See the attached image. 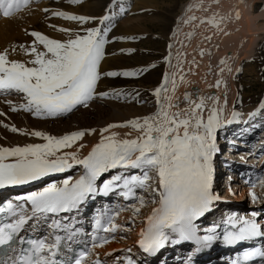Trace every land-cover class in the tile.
Segmentation results:
<instances>
[{"label":"snow or ice","instance_id":"snow-or-ice-1","mask_svg":"<svg viewBox=\"0 0 264 264\" xmlns=\"http://www.w3.org/2000/svg\"><path fill=\"white\" fill-rule=\"evenodd\" d=\"M29 2L30 0H0V10L8 17ZM69 2L75 4L80 0ZM53 14L81 23L90 19L65 12ZM107 20L109 17L105 16L101 23ZM209 22H214V18ZM108 31L109 27L92 28L86 30L85 35H76L63 42L33 31L31 35L35 38L34 45H42L45 51H38L35 46L24 49L27 54L34 56L29 62L32 66L9 60L7 52L0 53V94H23L26 103L19 109L12 110L22 109L36 116L58 117L71 113L79 106L87 107L88 102L96 95L97 84L102 75H135L129 72H100ZM161 91V88L156 89L157 97ZM185 99L190 100V97L186 96ZM193 104L194 107L190 109L171 114L169 109L178 105L168 104L165 107L160 104L159 110L143 117L142 122L141 119H136L122 125H110L109 128L131 127L142 135L134 139H117L115 134L104 137L83 159H78L74 152L63 155L57 153L81 140L86 134L84 131H75L61 137L37 131L32 135L42 138L45 143L0 148V188L23 185L52 173L65 172L72 167V162L83 165L85 170L75 182L65 179L61 186L52 183L20 198L31 205V215L25 214L24 205L8 203L0 206V216L3 217L0 219V246H10L29 219L46 220L49 214L58 215L78 209L90 196L97 193V181L102 174L117 168L139 169L142 175L113 176L103 183L101 191L104 194L122 181V186L126 189L122 194L127 198L135 195L134 188L144 189L149 186L148 182L152 179L150 173L154 172L158 177L159 188L154 189L159 194L158 207L147 217V227L142 230L138 242L145 252L153 253L164 247L172 234H177L181 240H195L204 245L213 242L217 238L215 235H196L195 221L210 211L213 202L219 199L212 191V184L213 157L217 151L216 132L222 126V110L213 108L205 121L198 112L204 108V100ZM11 130L18 131L15 127ZM103 131H108V128ZM152 202L156 203L155 199ZM139 203L140 207L144 206L143 197L139 198ZM140 207H136L135 211L139 212ZM9 216L16 218L5 222ZM229 219L234 230L226 231L223 237L229 244L264 236V230L256 219ZM54 223L58 226V222ZM96 224L98 227L101 225L99 219ZM117 227L118 225L110 223L104 231L114 232ZM108 242L107 238L102 237L93 247H100ZM27 243L30 247L19 264H62L55 258L61 243L59 236L52 243L45 239H33ZM88 255L87 251L80 252L71 264H82ZM253 256H264V251L257 249L246 252L243 259L250 260ZM93 264L100 262L97 260Z\"/></svg>","mask_w":264,"mask_h":264},{"label":"rangeland","instance_id":"rangeland-1","mask_svg":"<svg viewBox=\"0 0 264 264\" xmlns=\"http://www.w3.org/2000/svg\"><path fill=\"white\" fill-rule=\"evenodd\" d=\"M86 1L88 0H80L77 5L72 3L69 8L75 9L78 6L82 7L83 4H86ZM110 1L108 0V4L106 2L102 9L93 14H79L76 11H69L68 8L61 7L58 4L56 5L53 0H30L27 5H22L19 11H15L13 15L8 17L4 16L2 10H0V53L7 52L9 60L24 62L28 64V66H32L29 62L34 59V56L24 51V49L30 48L28 46L24 47L26 44L24 39L33 31L38 30L40 26L43 28L48 27L54 37L56 36L57 40L63 42L70 38H74L76 35H85L88 29L111 27L109 24L113 22L115 27L122 24L123 27L132 29L130 32L125 33L126 35L120 33L111 38L109 33L113 30L108 31L107 43L113 44V46L116 47L113 49L112 55L118 53V55L125 56L122 59L126 58L130 60L129 68L126 69L130 71V73H135V75H130L131 81H129V85L126 88L122 90H112V92L110 90V98H106L109 100L108 104L97 99L99 96L95 95L94 98L88 102L87 107L79 106L71 113L58 117L36 116L22 109L13 111V108L19 109L21 105L26 103L24 95L15 92L0 94V148L45 143L42 138L32 135L33 132L37 131L55 137H61L75 131H84L86 133L81 140L76 141L69 148L61 149L58 153H82L83 146L86 147L88 144L92 145L94 140H98L94 144L95 146L104 137L112 136L113 134H122V130L128 131V134H125L126 136L122 134L124 138L126 137L125 139H134L142 135V133L131 127L109 128V126L126 124L128 121L136 119H141L142 122L143 117L155 114L159 110L160 104L165 105V107H167L168 104L178 105V107L169 109V113L171 114L173 112L190 109L194 107L193 102H199L203 99L204 108L198 110L199 114L203 119L211 114V108L216 107L213 97L215 93H217L215 88H213L215 81L214 78H211L212 72L210 73V78L212 80L210 84H207V87L210 88L207 89L206 87L207 90L204 89L202 92L199 90V88L201 89L199 83H195L196 79L192 80L193 78L190 76L192 73L187 70L183 71L179 69L178 66L180 65L179 61L182 59L181 57H184L182 51H180L183 49L180 43H182V41L185 43V38H187L183 36V38L178 39V29L180 28L181 20L186 14V5L195 0ZM248 1L252 3V11L254 14H258L264 9V0ZM55 12H65L71 15L89 17L90 19L86 23H81L79 21L68 20L56 16L53 14ZM105 16L111 18L101 23L102 18ZM32 19L35 20L30 22ZM48 23H51L52 28L51 26L49 27L50 24ZM259 24L264 25V19L259 20ZM60 29H67L68 31H61ZM183 33L185 32L180 29V34L182 35ZM23 43L25 44L23 45ZM37 50L45 51L43 47H40V49L37 47ZM210 51L213 52V50ZM252 51L250 55L240 62H238L236 58L231 60L232 64L229 68L230 72H233L229 76L228 82L230 83L232 81L235 91H231L228 101L231 104V100H233L231 104L233 110L228 112L223 120H221L222 126L217 130L215 140L217 147L216 153H226L224 156L228 155L229 157H234V155H229L232 148H230L231 146L229 147V143H227V139L224 137H230V134H232L231 136H235L237 140L236 143L242 139L240 145L235 146L234 144L232 146L235 148L232 153H235L239 159L238 161H241L242 165L246 166H241L238 161V163H231L236 160L229 161L232 165L235 164L243 169L244 173L241 172V174L238 168L237 170H232L225 169L223 164L218 166V164L221 163V161L219 163L220 158L218 155L216 158L214 157L213 168L215 171L213 173L216 174L218 171H221L222 178L219 184H215L217 178H215L216 176L213 174L212 191L214 194L217 192L215 195L219 197L217 203L213 204L215 205L216 211L219 205L226 204L227 206L229 204L228 207H241L245 213H248H244V215H248L249 219L260 218L258 220H263L264 30L259 34V38ZM240 57L241 56L238 58ZM194 58V60H196V57ZM210 60H213V63L218 67L219 64L216 63L219 62L214 59L212 54H210ZM209 66L213 67V69L216 67L213 64ZM181 71L189 73L184 75ZM180 78L186 79L184 84L182 83L183 86H181ZM177 80H179V83ZM174 81L177 82L173 83ZM177 83L179 86H176ZM158 88L162 89L159 97L156 95V89ZM175 88L183 89L181 93L182 97H174ZM186 96H189L190 100H186ZM103 100H105V98H103ZM261 105L262 108H259L260 112L258 115H252L253 112H248L249 110H255L257 107H261ZM114 109L118 112H114ZM234 113L236 115H234ZM117 117L122 118L123 121H115L114 119H117ZM241 118L249 119L248 123H241L239 120ZM255 124L258 125L256 126ZM254 125L255 127H252ZM12 127H15L18 131H12ZM238 127L241 133H237L239 131L237 129ZM106 128H108V131H103V129ZM233 129L236 131L233 132ZM78 159H80V157H78ZM250 165L255 169L250 168ZM80 167V164L72 162V167L69 168V170L45 176L41 178L38 183L35 182L34 186L42 185L49 180H53L55 184L61 183L65 178L62 179L60 177L68 174L71 175L66 179L77 177L74 175L79 173L77 170H79L78 168ZM248 169L256 171L254 173H256L255 176L257 177H253L250 184L246 186L252 189L259 187L261 195L256 197L257 195H253L252 193L251 196L247 192V198H244V203H241L238 202L239 200L237 201L236 197L241 196L242 192H244V177L250 172ZM254 173L251 171L249 175L253 176ZM116 175L130 177L132 175H142V173L139 169H127V171L123 168L111 169L109 172L102 174L101 180L99 179V184L103 185L105 181L110 180ZM150 175L152 179L148 182V187L144 189L134 188L133 191L135 195L127 198L120 197L118 199L120 196V194H118V197L116 196L114 199V203H110V206L113 205L116 210L115 224L118 225L116 230L110 232L111 234L108 237L109 239L112 238L114 247H116L114 248L115 255L113 258L118 255L126 256L129 254L128 256H130L134 254L133 252H137L138 247H140L138 242L141 239L140 227L138 226L144 221L147 222V217L151 215L152 209L158 207L159 194L158 191H154V189L159 188L158 177H156L154 172L150 173ZM51 182L52 181H50V183ZM49 184L47 183L46 185L48 186ZM121 184L122 181L117 182L120 188L122 187ZM124 190L126 191V189ZM9 193L10 191L7 192V194ZM7 194L5 198H7ZM140 197H143L145 201L143 207H140ZM153 199H155L156 203L152 202ZM234 202L236 203L231 205ZM118 203H120L119 206H117ZM136 207H140L139 212L135 211ZM209 216L211 215H205L201 219L203 224L207 222ZM141 252H137L138 254H136V257L138 256L140 262L145 259L143 260L144 262L142 261L141 263L145 264L147 259H141V257H143Z\"/></svg>","mask_w":264,"mask_h":264},{"label":"bare ground","instance_id":"bare-ground-1","mask_svg":"<svg viewBox=\"0 0 264 264\" xmlns=\"http://www.w3.org/2000/svg\"><path fill=\"white\" fill-rule=\"evenodd\" d=\"M53 1L56 3V5L58 4L61 7L68 8L69 11H76L79 14H81V13L93 14L94 12H96V11L98 12L100 9H102L108 0H88V1H86L85 5L83 4L82 7L78 6L75 9L69 8V6L72 5V3L69 2V0H53ZM141 1H144V0H141ZM145 1H147V0H145ZM107 4H108V2H107ZM109 4H111V3H109ZM75 5H77V3H75ZM186 9H187V11L185 12L186 14H185L184 18L181 20L180 28L178 29V39L183 38V36L187 37V38H185V40H186L185 43H183V41H182V43H180L181 48L183 47V49L180 51H182V54L184 57H181L182 59L179 61L180 65H178V66H179V69H181L183 71L184 70L190 71L193 74V75L192 74L191 75L189 74V75L193 78L192 80L196 79L195 83L196 84L199 83V85L201 87V89L199 88V90H201L202 92L204 89H206L207 84L208 83L210 84V82L212 80L211 78H214L215 82L213 84L214 85L213 88H215L217 93H215V95L213 97V101H214V104L216 105L215 108L222 110L220 113V120H223V118L226 116V114L228 112H230L231 110H233V107L231 106L233 100H231V104L228 101V98L231 95V91H233V92L235 91L234 84L232 83V81L230 83L228 82L229 76L233 72V71L230 72V68H229L232 64L231 60H234V58H236V59H238L237 61L240 62L242 59H245L248 55H250L251 52H253L252 50L254 49V47L256 45V42L259 38V34L262 32V30H264V25L259 24V20L264 19V9L260 13L254 14V12L252 11V3L248 0H195L194 2H191L188 5H186ZM191 17H195V18L190 19ZM109 18H111V17H109ZM213 18H214V22L210 23L209 21L213 20ZM34 20L35 19H32L30 22H33ZM48 24H50L49 25V27H50L51 23H48ZM109 25H111V27H109L110 30H113L112 32L109 33L110 38L115 37L120 33L122 35L123 34L126 35L125 33L130 32L132 30L130 28L123 27L122 24L120 26L115 27L113 22H111ZM54 27H55V24H54ZM51 28H52V26H51ZM180 29L183 30L185 33H183L181 35ZM36 31L40 32L44 35H47L49 38L56 39V36L54 37L53 33L50 31V29L48 27L43 28L40 26V28ZM25 38L26 39H24L25 40L24 42H26V44L23 43V45L25 44L24 47L25 46H28V47L35 46V47H39V49H40V47H43L42 45H39V44L34 45L35 38L31 35V33L29 35H27ZM122 47H124V46H122ZM114 48H116V47H114L113 44L107 43L105 45V58H104L102 64H100V66H101L100 72L102 74L109 73V72H117V73L129 72L130 73V71H128L126 69V68H129L130 60L126 59V58L122 59L125 56L118 55V53L115 55H112ZM210 50H213V52H211ZM210 54H212L214 56V59H216V61L219 62V63H216V64H219L218 67L215 65V63H213V60L212 61L210 60ZM199 55H200V57H199ZM239 56H241V57L238 58ZM194 57H196V60H194L195 59ZM212 64L214 66H216L217 68L215 67L213 69V67L209 66ZM215 69H217V70H215ZM178 71H180V70H178ZM211 72H212V77L210 76ZM182 73H184V72H182ZM186 73H189V72H185L184 75ZM180 76H182V75H180ZM188 78H189V76H188ZM176 79H177V77H176ZM179 80H180L181 84L182 83L184 84V81H186L185 78H180ZM179 80H177L178 83H179ZM129 81H131L130 75L129 76L102 75L101 79L99 80V82L97 84V88H96V95L99 96L97 99L108 104L109 100H107L106 98H110L109 94L112 92V90H122L123 88H126L129 85ZM177 81H174V83ZM178 83L176 86H179ZM183 84L181 86H183ZM208 88H210V87H207V89ZM110 90H111V92H110ZM182 91H183L182 88L181 89L175 88L174 89V97L175 98L182 97V94H181ZM104 94H106V95H104ZM103 98H105V100H103ZM259 108H262V105H261V107H257L256 108L257 110L256 109L255 110H249L248 112L249 113L253 112L252 115H258V113L260 112ZM211 109H213V108H211ZM114 112L117 113L118 111L116 109H114ZM248 112H247V114H248ZM113 115H115V114H113ZM252 115H251V117H252ZM113 117H116V116H113ZM256 117H259V116H256ZM207 118H208V116H207ZM207 118H205L204 120L207 121ZM114 120L121 122L122 118L117 117V119H114ZM239 120L241 121V123L245 122V124H247L249 119H247V118L242 119L241 118ZM255 125L257 126L258 124H255ZM255 125L252 127H255ZM223 127H225V126H223ZM237 129L239 130L237 133H241V130L239 129V127ZM235 131L236 130L233 129V132H235ZM121 132L124 136H126L125 134H128L127 133L128 131L126 132V130H122ZM122 134L116 135V138L117 139L118 138L125 139L126 137L124 138L122 136ZM231 135L232 134H230V137H229V138H231V140H230L231 141V144H230L231 147L230 148H234V147H232L234 144H235V146H237V145H240L242 143V139L236 143L237 140H236L235 136L232 137ZM236 137H238V136H236ZM243 137H245V136H243ZM97 141L98 140H94L92 145L88 144L86 147L83 146L82 147V153H80V152L76 153L77 158L80 157V159H83L84 157H86L91 152L94 144ZM63 154L64 153H57V155H63ZM229 155H231V152L229 153ZM216 156H215V158H216ZM237 161L238 160L231 162V163H238L239 161L238 162ZM231 163H230V165H231L230 168L232 170H237V168H238L240 170V172H243V169L240 168V166H237L235 164L232 165ZM239 163L241 166H246V165H242L241 161ZM250 168H254V167L251 166ZM227 169H229V168H227ZM67 170H69V169H67ZM248 170H250V172L247 175H245V177H244L245 178V182H244L245 184L243 186V190H244L245 194H244V192H242L241 196L236 197L237 201L239 200L238 202H241V203H244L243 199L247 198L246 197L247 192L251 196H252V193H253V195L256 194L257 195L256 197L261 195V190L259 187H256L254 189H252L251 187L247 188L246 185L250 184L251 179L256 174V173H254L256 171H254L252 169H248ZM251 171L254 173V175L248 177L249 178L248 179L246 176H248L251 173ZM213 174L216 176L215 178H217V181L215 182V184H219V181L222 178L221 177L222 172L218 171L216 174L215 173H213ZM69 175H71V174L65 175V176L60 177V178L66 179L69 177ZM74 178H76V177H74ZM74 178L70 179V182ZM231 179H232V176H231ZM50 181H52V182L50 183ZM242 181H244V180H242ZM47 183L52 184L55 182H53V180H49L42 185L34 186L35 184H32L33 186H28L27 188H25V187L17 188L16 190L24 189V190L19 191V192L28 194V193L37 191L36 189H38L39 187L46 186ZM56 185L61 186L62 184L57 183ZM112 191H114V190H112ZM16 194H18V192H16ZM215 194H217V192ZM235 203L236 202H234L231 205H234ZM110 205L111 204H109V206ZM231 207H233V206H231ZM227 208H229V207H227ZM235 209H238V208H235ZM240 210L245 212L243 209H240ZM255 211H253V212H255ZM65 221H66V219H65ZM260 223L264 224V219L261 220ZM114 224H115V222H114ZM138 227H140V235H141L142 230H144L147 227V222L144 221ZM206 227L211 228V226H206ZM110 234H111L110 232H108L107 234L104 233L100 237V238H102V237L107 238L109 242L104 243L100 247H95L94 251L92 253V255H93L92 257H95V256L99 255V253H101V252L103 253L106 250H111V249L116 248V247H114V244L112 242V238L111 239L108 238ZM96 237L97 236H95V238ZM182 250H183L182 255H184L185 250L184 249H182ZM128 255H126V256H128ZM126 256L118 255L117 257L113 258L114 257L113 256L112 258L115 260V259H120V258L122 259L123 257H126ZM143 260H141V262H138V263L141 264ZM146 264H148V262Z\"/></svg>","mask_w":264,"mask_h":264}]
</instances>
